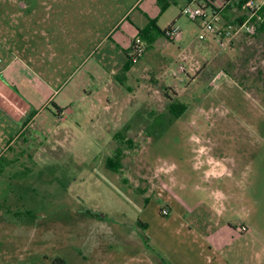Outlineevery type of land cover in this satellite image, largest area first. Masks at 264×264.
Returning a JSON list of instances; mask_svg holds the SVG:
<instances>
[{
	"label": "rangeland",
	"instance_id": "374dc122",
	"mask_svg": "<svg viewBox=\"0 0 264 264\" xmlns=\"http://www.w3.org/2000/svg\"><path fill=\"white\" fill-rule=\"evenodd\" d=\"M152 1L143 2L131 20L146 9L150 17ZM19 2L43 10L52 1L0 0V8L19 10ZM159 7L156 3L151 12L157 28L165 31L176 22L180 39L149 47L139 36L145 28L139 29L136 38L147 54L136 64L131 92L125 94L130 96L124 98L132 103L122 109L117 129L59 126L56 138L47 131L31 138L30 128L26 155L0 162V264H60L58 259L70 264L84 250L75 234H82L88 210L125 213L123 228L140 238L137 216L161 204L156 194L146 203L139 191L159 187L162 175L174 180L185 174L193 192L207 158L226 172L247 171L248 179L264 175V36L235 33L239 21H249L250 11L243 6L220 17L218 32L233 35L221 47L213 36L199 41L201 27L180 16V6ZM114 17L108 8L101 18L107 31ZM172 102L186 104L188 111L175 118L168 109ZM116 131L120 138L111 143L109 134ZM24 138L13 143L12 152H21ZM110 157L119 172L107 167Z\"/></svg>",
	"mask_w": 264,
	"mask_h": 264
},
{
	"label": "crops",
	"instance_id": "0c3cea01",
	"mask_svg": "<svg viewBox=\"0 0 264 264\" xmlns=\"http://www.w3.org/2000/svg\"><path fill=\"white\" fill-rule=\"evenodd\" d=\"M122 1L50 0L43 10L36 5L27 9L24 2H19V10L0 8V162L26 155L24 137L30 128L31 138L44 131L56 138L59 126L110 124L117 129L122 109L132 103L124 98L130 96L125 94L131 92L129 82L141 60L127 71L128 53L139 29L157 20L151 12L158 3H150V17L146 9L131 20L146 0H131L129 5ZM243 1L229 0L221 18L245 6ZM173 5L180 6L183 16L184 2ZM108 8L115 17L107 31L101 18ZM164 39L156 35L152 43ZM109 137L111 143L120 138L117 131ZM23 138L25 147L12 152L13 143ZM206 170L198 174L193 192L185 174L174 180L162 175L159 187L139 191L146 203L156 194L161 204L157 212L146 214L145 209L137 216L140 238L123 228L125 213L88 210L82 234H75L84 250L70 264H264V175L248 179L245 170L221 169L207 176ZM163 208L170 216L161 215ZM243 226L247 232L240 231Z\"/></svg>",
	"mask_w": 264,
	"mask_h": 264
},
{
	"label": "built area",
	"instance_id": "2783aa9c",
	"mask_svg": "<svg viewBox=\"0 0 264 264\" xmlns=\"http://www.w3.org/2000/svg\"><path fill=\"white\" fill-rule=\"evenodd\" d=\"M184 6L182 7L181 14L188 18H192L200 23L201 31L198 35L199 41H205L208 36H213L218 39L221 47H227L231 43L232 36L230 32L226 34L218 32V24L220 22L221 11L228 4L227 0H219L221 3L217 6L214 5L217 0H182ZM214 5V6H213ZM264 5V0H261V4L251 2L249 4V11L251 17L249 21L244 22L239 28H236L235 33L244 32L246 34L253 35L255 33V26L252 24V19L255 16V11L259 10ZM181 29L177 24H173L165 32V38L169 41H175L180 37ZM145 45L141 38H135L132 42L128 58L130 61L137 62L145 55ZM181 72H185V67H181ZM206 165L207 176H216L221 170L219 163L214 162L211 158H207L202 161V166ZM171 212L168 208L161 210V215L164 217L170 216ZM241 232H247L248 228L243 226L240 228Z\"/></svg>",
	"mask_w": 264,
	"mask_h": 264
},
{
	"label": "trees",
	"instance_id": "16d2710c",
	"mask_svg": "<svg viewBox=\"0 0 264 264\" xmlns=\"http://www.w3.org/2000/svg\"><path fill=\"white\" fill-rule=\"evenodd\" d=\"M158 4L161 7V10L164 11L166 8L169 7V5H171L172 3H176V1L178 0H157ZM229 0H227L226 2H228ZM255 0H244L243 1V5H245V7H247V9L249 10V4L251 2H254ZM255 16L252 19V24H254L255 26V35H261L264 36V5L261 6L259 8V10H256L255 12ZM157 20H153L150 22L149 26H147L144 30L140 31V37L149 41L150 44H153L152 42H155V38L156 35L158 34L159 36H163L165 37V31H160L157 28L156 25ZM242 22H244V20L239 21V25H242ZM158 32V33H157ZM154 35V36H153ZM130 64L127 68V71H129V69L131 68V65L134 64L132 61H128ZM188 106L186 104L183 103H179V102H172L169 104L168 109L170 114H172L175 118H179L181 117L187 110ZM118 159V158H117ZM110 165H108V168L119 172L120 167L118 166L116 160L113 158L112 160H110ZM58 262L60 264H65V261L62 259H58Z\"/></svg>",
	"mask_w": 264,
	"mask_h": 264
}]
</instances>
